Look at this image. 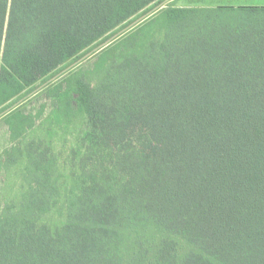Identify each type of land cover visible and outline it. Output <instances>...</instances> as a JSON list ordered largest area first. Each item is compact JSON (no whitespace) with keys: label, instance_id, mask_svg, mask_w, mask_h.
<instances>
[{"label":"trees","instance_id":"trees-1","mask_svg":"<svg viewBox=\"0 0 264 264\" xmlns=\"http://www.w3.org/2000/svg\"><path fill=\"white\" fill-rule=\"evenodd\" d=\"M161 1L0 0V113ZM174 2L4 116L0 264H264V7Z\"/></svg>","mask_w":264,"mask_h":264},{"label":"rangeland","instance_id":"rangeland-1","mask_svg":"<svg viewBox=\"0 0 264 264\" xmlns=\"http://www.w3.org/2000/svg\"><path fill=\"white\" fill-rule=\"evenodd\" d=\"M174 4L177 7H213V8L217 6H232L235 8L237 7H264V0H175ZM242 15L243 13L242 14L241 13L226 14L223 16V20L227 22H233L236 18L238 19V17H241ZM136 27H134L133 29H135ZM127 33H125L124 35H126ZM124 35L119 37L117 40L121 39ZM95 55L88 58L86 61H83L81 64L75 67L74 70H78L79 68L86 69L89 66V64L93 62ZM63 67L64 68L66 67V63L63 65ZM57 72H54V73H57ZM40 85H41V81L37 82L34 85V87L38 88ZM40 91L36 92L34 95L28 98L29 99L28 102L25 101L22 103V107L24 111L26 113H31V114H36L41 109V106L45 105L43 116L39 118L37 123L43 121L44 117L48 114L50 110L49 102L45 100L44 96H42V93ZM3 118L4 117L0 118V154L3 150H5L6 148L10 146V143L8 141V132H7V127H6V122L3 121ZM73 132L74 130H72L71 132V131H66L64 128L53 127L52 141H53L54 146H56L57 149H59L60 151L59 154L62 157H65L66 151L74 145L73 138H72ZM4 184L6 183L2 177L0 179V190L2 189ZM16 188H17V185L15 184L14 181L8 184V190L12 191L11 195L13 196L15 194ZM2 202H3L2 193L0 191V208L2 206Z\"/></svg>","mask_w":264,"mask_h":264},{"label":"water","instance_id":"water-1","mask_svg":"<svg viewBox=\"0 0 264 264\" xmlns=\"http://www.w3.org/2000/svg\"><path fill=\"white\" fill-rule=\"evenodd\" d=\"M173 0H163L159 4L155 5L151 9L147 10L144 14L140 15L139 17L132 20L129 24L126 26L120 28L118 31H116L114 34H112L107 40L103 41L102 43L96 45L94 48H92L90 51L86 52L84 55H82L79 59L76 61L70 63L65 68H63L61 71L53 75L49 80H47L45 83L41 84L38 88H36L34 91L29 93L26 97L18 100L14 104L10 105L8 108H6L4 111L0 113V118L4 117L8 113H10L13 109L18 107L20 104L23 103V101L32 95H34L36 92L42 90L44 87L49 85L52 82H55L65 74L69 73L72 69L77 67L79 64H81L83 61H86L88 58L92 57L93 55L97 54L107 46H109L111 43L116 41L119 37L127 33L128 31L132 30L137 25L143 23L145 20L149 19L151 16H153L155 13H157L159 10L165 8V6L169 3H171Z\"/></svg>","mask_w":264,"mask_h":264}]
</instances>
